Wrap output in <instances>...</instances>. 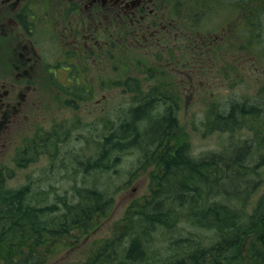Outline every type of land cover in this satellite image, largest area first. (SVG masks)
I'll list each match as a JSON object with an SVG mask.
<instances>
[{
	"label": "trees",
	"instance_id": "16d2710c",
	"mask_svg": "<svg viewBox=\"0 0 264 264\" xmlns=\"http://www.w3.org/2000/svg\"><path fill=\"white\" fill-rule=\"evenodd\" d=\"M259 10V4L253 6L249 21L261 14ZM185 18L196 20L192 9ZM201 46L208 53L211 48L214 53L221 51L215 43ZM261 63L258 75L264 74ZM221 64L220 70L226 71ZM125 81L131 89L139 88V79ZM162 88L143 92L123 117L102 127L94 157L85 162L73 157L82 162L75 164L80 170L90 172L111 168L119 160L118 153L137 147L152 158L156 173H151L143 201L131 204L108 237L82 248L76 252L80 258L64 264H264V79L252 102L210 105L205 130L245 132L223 149L197 156L190 142L181 138L183 126L176 109L183 95L177 92L175 99L170 94L176 91L174 84L169 94ZM165 98L173 103L155 115L153 110ZM50 135L52 139L54 129ZM31 148L30 142L22 150L23 163L37 160L28 154H37ZM8 182V174L0 169V264L53 260L56 264L65 249L75 248L80 237L93 234L113 204L112 197L95 185H74L69 194L66 189L58 192L52 183L44 189L41 180L32 178L16 187ZM188 225L206 232L205 236H183L181 231Z\"/></svg>",
	"mask_w": 264,
	"mask_h": 264
},
{
	"label": "rangeland",
	"instance_id": "374dc122",
	"mask_svg": "<svg viewBox=\"0 0 264 264\" xmlns=\"http://www.w3.org/2000/svg\"><path fill=\"white\" fill-rule=\"evenodd\" d=\"M155 1V17L160 29L157 31L156 41L152 43L142 37H139L141 41L136 39V26L120 25L118 29H112L110 26V29L95 28L92 31L94 52L87 62L89 91L85 93H90V96L83 100L85 106L93 101L88 109H75L61 104L59 107L46 106L56 92L48 79L34 83V99L39 97L41 100L31 102L29 110L32 113L27 118L23 119V110L15 118L16 124L6 126L7 120H4L3 111L0 109V167L8 174L9 185L16 187L32 178L41 180L44 189L50 188L52 183L58 192L66 189L69 194L74 185H95L102 189L106 196L112 197L113 204L107 218L100 222L93 234L85 238L80 237L75 248L65 249L56 264L80 258L82 255L77 256L76 252L82 248L87 250L86 247L94 244L96 240L108 237L114 223L129 212L131 204L142 202L143 196L149 192L155 163L148 154L137 147L118 153L119 160L113 161V166L109 169L85 172L79 169V165H75L82 162L73 159L78 156L80 161L85 162L90 156L94 157L97 154L99 134L104 133L102 127L112 126V121L123 117L143 96V90L151 93L150 86L155 88L162 85V91L167 92L169 86L174 84L176 91L172 90L170 94H173L175 99L177 92L183 95L179 98L180 108H177L176 112L183 126L181 138L190 142L193 155L223 149L232 139L241 138L245 132L238 131L233 135L219 130L207 131L205 117L213 102L226 104L229 100H256L253 95L259 91V83L264 79V74L258 75V71L262 70L261 62L264 61V0H183L177 4L174 0ZM161 1H167V4L158 5ZM171 1L175 3L176 13L173 6L171 7ZM257 4L260 5L261 14L249 21V13ZM191 9L196 19L193 22L185 18ZM43 11L44 9H35L36 15L42 17ZM198 13H201L199 18L196 16ZM64 17V13L58 15V19ZM45 18L49 21L48 17ZM230 18L231 22L240 26L224 40L221 35L226 30L222 28L228 25ZM246 19L248 25L244 24ZM256 20L258 23H254ZM61 28L59 24V33ZM241 28L245 30L240 31ZM34 30L36 34L40 33ZM45 31L46 34L44 37L41 35L42 38H38L36 34H30V37L38 39V44L44 41L43 54L51 59L53 56L49 52L50 45L54 47L55 44L63 43L58 39L57 33L54 34L53 26L52 30L46 28ZM143 31L140 30L141 35ZM146 31L149 32L150 29ZM215 35L217 41L221 40L215 42L221 51L214 53L212 48L209 53L207 49L204 51L201 43L205 39V43L210 44ZM96 37L100 39L101 44H96ZM198 48H201L199 52H202L199 55L196 53ZM6 53L7 49L5 52L0 46V74L4 70L2 57ZM222 62L227 66L226 71L220 70L223 67ZM66 65L64 62L59 65L61 73L68 71L64 68ZM53 70L55 68H52ZM133 76L139 78L140 90H127L130 87L125 80ZM5 81L6 79H0V86ZM61 87L65 88L63 85ZM136 90L141 94L134 96L132 93ZM104 93H108L106 98H102ZM62 96L65 97L64 94ZM165 99L158 105L156 103L157 106L153 110L155 115H160L169 108V103H173L169 98ZM153 113L151 118L156 119ZM59 122L60 126L56 127L59 139H51L49 132L54 127L50 126ZM30 142L33 147L30 151L38 152L28 154L37 156V160L31 162L26 159L27 162L23 163L21 152ZM79 186L76 188L79 189ZM256 196L258 194H255ZM181 233L183 236L194 235L195 238L204 237L206 234L189 225L184 227ZM53 262L50 264H55Z\"/></svg>",
	"mask_w": 264,
	"mask_h": 264
},
{
	"label": "flooded vegetation",
	"instance_id": "af4514ba",
	"mask_svg": "<svg viewBox=\"0 0 264 264\" xmlns=\"http://www.w3.org/2000/svg\"><path fill=\"white\" fill-rule=\"evenodd\" d=\"M159 4H167V1ZM156 5L155 0H0V46L5 52L7 49L2 57L4 70L0 74L2 81L6 79L0 86V109L4 120H7L6 126L16 124L14 120L23 110V119L32 113L29 110L31 102L41 100L39 97L34 99L33 85L44 79H48L56 91L46 106L59 107L61 104L75 109H88L93 101L85 106L83 100L90 96V93H85L89 91L87 62L94 52V22L96 28L101 29L103 26L108 28L110 24L119 27L125 21L126 25L137 27L136 39L142 37L152 43L156 41L157 31L160 29L155 17ZM38 8L44 9L43 17L36 15L35 9ZM62 13L65 14L64 19H58V15ZM109 18L110 21H103ZM59 24L62 27L60 33ZM52 26L55 28L54 34L57 33L63 44H55L54 47L50 45L49 52L53 56L50 59L43 54L44 41L38 44V39L30 37V34H36V29L40 32L36 35L42 38L46 34V28L52 30ZM147 29L150 31L147 32ZM140 30H144L142 35ZM63 62L67 64L64 68L68 70L64 74L59 71V65ZM52 68L55 70L52 71ZM123 70L125 75L124 66ZM61 85L65 88L62 89ZM149 89L151 93L156 90L153 85ZM167 93L169 94V90ZM132 94L140 95L141 92L136 90ZM107 96L108 93H104L102 98ZM60 124L61 122L53 123L50 127Z\"/></svg>",
	"mask_w": 264,
	"mask_h": 264
},
{
	"label": "bare ground",
	"instance_id": "6f19581e",
	"mask_svg": "<svg viewBox=\"0 0 264 264\" xmlns=\"http://www.w3.org/2000/svg\"><path fill=\"white\" fill-rule=\"evenodd\" d=\"M244 126V125H243ZM245 127V126H244ZM263 138V137H262ZM258 151V150H257ZM258 154V153H257ZM197 156V155H196ZM216 193V192H215ZM220 201V200H219ZM186 206V205H185ZM189 213V212H188ZM215 237V236H214ZM219 237V236H218ZM207 239V238H206ZM213 239V238H212ZM210 241H213V240H210ZM218 241V240H217ZM221 241V240H220ZM202 245H204V244H202ZM208 245V244H207ZM211 245V244H210ZM231 260H233V259H231ZM218 263V262H217Z\"/></svg>",
	"mask_w": 264,
	"mask_h": 264
}]
</instances>
